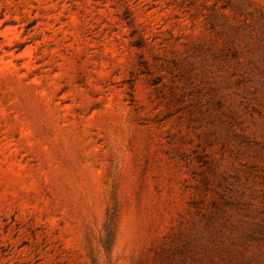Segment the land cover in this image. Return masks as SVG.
Returning <instances> with one entry per match:
<instances>
[{"label": "rangeland", "instance_id": "374dc122", "mask_svg": "<svg viewBox=\"0 0 264 264\" xmlns=\"http://www.w3.org/2000/svg\"><path fill=\"white\" fill-rule=\"evenodd\" d=\"M0 264H264V0H0Z\"/></svg>", "mask_w": 264, "mask_h": 264}]
</instances>
